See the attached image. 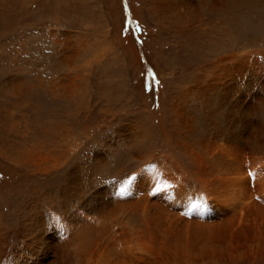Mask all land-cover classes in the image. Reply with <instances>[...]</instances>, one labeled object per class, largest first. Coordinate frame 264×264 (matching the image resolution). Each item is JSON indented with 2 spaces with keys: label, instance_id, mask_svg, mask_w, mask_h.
<instances>
[{
  "label": "rangeland",
  "instance_id": "374dc122",
  "mask_svg": "<svg viewBox=\"0 0 264 264\" xmlns=\"http://www.w3.org/2000/svg\"><path fill=\"white\" fill-rule=\"evenodd\" d=\"M158 1L178 0H0V257L15 251L30 264H264V246L253 247V238L244 245L240 237L230 253L207 244L206 221L196 236L203 243L191 244L192 221L177 207L190 200L187 150L210 123L206 106L215 109L214 91L230 87V76L210 78L219 73L217 57L226 54L220 65L237 75V90L264 97V0H188L203 20L172 38L153 19ZM159 172L163 181L150 185ZM179 173L177 199L171 191ZM202 198L199 191L196 201ZM175 222L176 240L169 233ZM107 223L125 228L136 261L128 243L105 252ZM86 240L89 252L80 248Z\"/></svg>",
  "mask_w": 264,
  "mask_h": 264
},
{
  "label": "bare ground",
  "instance_id": "6f19581e",
  "mask_svg": "<svg viewBox=\"0 0 264 264\" xmlns=\"http://www.w3.org/2000/svg\"><path fill=\"white\" fill-rule=\"evenodd\" d=\"M154 5L157 7V13H154V21L160 28L161 34H168L171 38L175 36L172 34L174 32L176 34L180 32L183 35L189 33V28L202 19V12H204L201 11L198 5L194 7L188 0H178L177 3L167 5L158 1ZM158 36L159 33L156 34V37ZM127 51L130 54L129 48H127ZM205 55L210 56L211 54ZM225 58L226 54L224 53L217 57L216 66L219 69L214 68V70L219 73L214 72L210 78L214 83L215 80L218 81L219 79L227 81L230 76L232 77L230 87L217 90V92L214 91L215 96H218V102L214 104L215 109L206 106V114L207 116L210 115V123L203 125L206 131L196 140L194 148L192 150L188 148L187 150L189 166L192 170L188 181L190 200L187 203H180L177 207L182 215L190 216L192 221L190 225L193 226L194 231L191 244L194 242L203 243L200 242L201 238H196V236L201 235L202 227L198 224L206 221L208 225H205L204 228L208 232L207 244H212L215 248L225 247L227 252L230 253L232 248L238 245L233 246L232 244L240 243V237L246 240L244 245H247V242L253 238V241H251L253 247L260 249L264 246V97L260 98L256 91L243 90L242 88L240 91L237 90L234 85L237 75H231L230 72L224 71L223 69L227 67L226 64L220 65V62ZM228 60L232 64L231 60ZM212 86L214 85H211L208 91L203 92L207 101L211 99L208 92ZM195 118L194 112L188 123V134L195 131ZM167 125L170 127V132L173 133V137L181 140L184 145L183 136L175 131L176 126ZM159 127L163 136L168 134L169 131L165 129L164 124L160 123ZM183 176H185L183 173H179L178 177L173 180L174 186L171 193L177 199H180L183 195L181 188ZM71 178V182H79L75 180L79 177L73 176ZM162 181L163 174L159 172L149 184L154 186ZM199 191L203 198L201 201H196V195ZM192 203L199 206L202 204L204 214L190 210L189 206ZM52 219L55 223L61 224L62 217L59 218L55 213H52ZM144 224L147 228V221ZM174 224L173 228H177L181 224L175 222L169 225L170 236H173L176 240L178 234L170 232ZM28 227L33 229L31 224ZM121 230L119 232L120 230L109 223L104 226L103 234L109 238L105 248L106 253H113L111 249H116L115 246L124 250L125 243L132 241L126 234L125 228H121ZM92 232H97V230ZM150 235L151 240H154L158 234ZM2 239L1 236L0 248L4 246ZM80 243V248L86 250V252L93 249L90 241L87 242L86 240ZM134 249L129 243L126 246L127 256L136 261ZM105 252H101L98 257L100 258ZM14 254L15 251H8L4 257H0V264H30L22 259L21 255L16 254L18 259H15ZM213 254L216 255L215 252H212ZM138 258L140 257L137 256ZM26 259L30 260V258ZM30 261H34V259ZM53 264H68V262L64 258L61 261L55 260ZM75 264L90 263L83 262L81 259V261H75Z\"/></svg>",
  "mask_w": 264,
  "mask_h": 264
},
{
  "label": "snow or ice",
  "instance_id": "6c2138e0",
  "mask_svg": "<svg viewBox=\"0 0 264 264\" xmlns=\"http://www.w3.org/2000/svg\"><path fill=\"white\" fill-rule=\"evenodd\" d=\"M130 179L131 177L129 178V180ZM125 184H127V181L125 182ZM121 191H123V189H121ZM189 207H190V210H196L199 207V205L196 203H192Z\"/></svg>",
  "mask_w": 264,
  "mask_h": 264
}]
</instances>
